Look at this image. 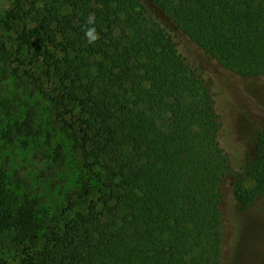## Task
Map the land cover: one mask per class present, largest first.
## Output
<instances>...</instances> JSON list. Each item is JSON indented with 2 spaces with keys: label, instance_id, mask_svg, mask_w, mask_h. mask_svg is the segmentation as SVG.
<instances>
[{
  "label": "trees",
  "instance_id": "trees-1",
  "mask_svg": "<svg viewBox=\"0 0 264 264\" xmlns=\"http://www.w3.org/2000/svg\"><path fill=\"white\" fill-rule=\"evenodd\" d=\"M0 2V89L11 78L64 101L56 119L70 107L75 149L101 181L96 199L86 183L41 217L0 162V250L9 237L15 264H223L222 187L241 212L264 195V127L233 168L217 84L177 39L264 77V0ZM7 114L0 96V152L20 133Z\"/></svg>",
  "mask_w": 264,
  "mask_h": 264
},
{
  "label": "rangeland",
  "instance_id": "rangeland-1",
  "mask_svg": "<svg viewBox=\"0 0 264 264\" xmlns=\"http://www.w3.org/2000/svg\"><path fill=\"white\" fill-rule=\"evenodd\" d=\"M10 8L8 3L0 2V15ZM177 42L186 60L217 84L219 99L223 100L219 106L221 134L226 145L230 144L227 149L237 153L238 157L229 159L236 169L241 157L252 158L257 133L264 127V77L235 76L208 60L186 38L179 37ZM0 96L8 108L13 131L20 128L14 141L0 152L7 178H21L14 195L26 193L36 200L43 212L41 217L45 212L58 217L65 199L86 183L96 199L101 185L99 171L84 166L79 158L73 137L80 127L68 114L70 107L63 109L66 123H59L56 114L64 101L49 100L31 84L11 78L3 81ZM244 185L251 189L253 182L248 180ZM222 195L223 264H264V195L244 212L239 211L228 181L223 184ZM1 246L5 249L0 250V264H15L9 237H4Z\"/></svg>",
  "mask_w": 264,
  "mask_h": 264
}]
</instances>
